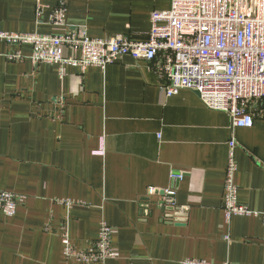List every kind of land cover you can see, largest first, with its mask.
I'll return each instance as SVG.
<instances>
[{"label":"crops","instance_id":"crops-1","mask_svg":"<svg viewBox=\"0 0 264 264\" xmlns=\"http://www.w3.org/2000/svg\"><path fill=\"white\" fill-rule=\"evenodd\" d=\"M61 0H0V31L59 34L50 23ZM66 23L92 37H148L151 13L171 0H65ZM38 3L44 5L38 17ZM33 45L0 42V189L27 196L14 216L0 213V264H264L260 216L223 211L230 141L237 142L238 201L264 211V118L232 129L228 113L208 108L197 92L166 95L149 63L126 56L85 71L35 64ZM20 52L21 60L7 55ZM65 55L71 50L64 49ZM172 172L183 173L173 181ZM150 188L158 191L149 194ZM176 191L186 220L159 205ZM60 199L87 205L67 207ZM148 208L144 214V208ZM113 228L117 258L67 260L62 226L89 247L100 221Z\"/></svg>","mask_w":264,"mask_h":264},{"label":"built area","instance_id":"built-area-1","mask_svg":"<svg viewBox=\"0 0 264 264\" xmlns=\"http://www.w3.org/2000/svg\"><path fill=\"white\" fill-rule=\"evenodd\" d=\"M43 8L38 3V17ZM66 13L67 3L61 0L50 15L51 25L64 29L62 33L0 31V42L32 44L29 57L33 63L58 65L62 79L67 65L78 66L82 71L91 66L106 69L130 56L138 62L149 63L165 79L168 97L181 89L198 92L208 108L229 114L233 130L252 127L256 116L264 118V0H171L168 9L151 13V28L144 40L123 35L92 37L86 25L71 28L66 23ZM65 48L71 50L70 55L64 54ZM23 58L19 51L7 55L8 60ZM236 145L232 138L223 195L226 223L234 216H260L264 223V211H253L238 201ZM171 178L180 180L183 173L172 172ZM149 191L153 194L158 190L150 188ZM175 196L173 189L162 190L159 205L174 208V213L186 214L187 209L177 205ZM26 199L25 194L0 189V213L14 216ZM60 202L67 207L87 205L73 199H60ZM147 211L144 208V214ZM171 218L176 220L174 216ZM112 233V226L102 219L98 238L89 247L80 248L73 243L66 224L60 232L63 255L67 260L85 263L115 259ZM179 264L212 263L206 259H184Z\"/></svg>","mask_w":264,"mask_h":264},{"label":"water","instance_id":"water-1","mask_svg":"<svg viewBox=\"0 0 264 264\" xmlns=\"http://www.w3.org/2000/svg\"><path fill=\"white\" fill-rule=\"evenodd\" d=\"M163 209H169L171 211L175 210L172 207H167V208H163ZM173 216L176 217V220L175 221H177V222H182V221H185L186 220V218H185L186 217V214H183V213L175 212ZM173 216H171V217H173Z\"/></svg>","mask_w":264,"mask_h":264},{"label":"rangeland","instance_id":"rangeland-1","mask_svg":"<svg viewBox=\"0 0 264 264\" xmlns=\"http://www.w3.org/2000/svg\"><path fill=\"white\" fill-rule=\"evenodd\" d=\"M43 5V4H42Z\"/></svg>","mask_w":264,"mask_h":264}]
</instances>
